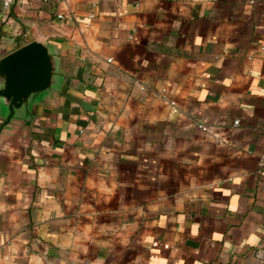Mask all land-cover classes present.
Segmentation results:
<instances>
[{"label": "crops", "instance_id": "1", "mask_svg": "<svg viewBox=\"0 0 264 264\" xmlns=\"http://www.w3.org/2000/svg\"><path fill=\"white\" fill-rule=\"evenodd\" d=\"M0 264H264V0L0 2ZM237 121V124L235 123Z\"/></svg>", "mask_w": 264, "mask_h": 264}, {"label": "water", "instance_id": "2", "mask_svg": "<svg viewBox=\"0 0 264 264\" xmlns=\"http://www.w3.org/2000/svg\"><path fill=\"white\" fill-rule=\"evenodd\" d=\"M58 76L49 46L31 41L0 58V103L17 114L29 107L33 96L50 91Z\"/></svg>", "mask_w": 264, "mask_h": 264}, {"label": "built area", "instance_id": "3", "mask_svg": "<svg viewBox=\"0 0 264 264\" xmlns=\"http://www.w3.org/2000/svg\"><path fill=\"white\" fill-rule=\"evenodd\" d=\"M45 1V0H43ZM1 5L4 9H8L14 0H0ZM262 53L264 54V45L262 46ZM237 124V121L235 122ZM257 166L259 169L264 168V152H262L257 160Z\"/></svg>", "mask_w": 264, "mask_h": 264}]
</instances>
